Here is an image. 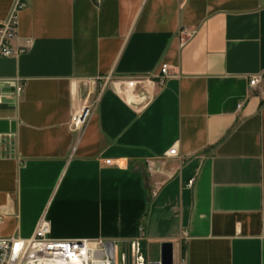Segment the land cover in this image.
<instances>
[{
	"label": "crops",
	"instance_id": "0c3cea01",
	"mask_svg": "<svg viewBox=\"0 0 264 264\" xmlns=\"http://www.w3.org/2000/svg\"><path fill=\"white\" fill-rule=\"evenodd\" d=\"M22 1L11 44L29 46L0 55V236L45 219L125 253L141 225L173 264H264V0Z\"/></svg>",
	"mask_w": 264,
	"mask_h": 264
},
{
	"label": "built area",
	"instance_id": "2783aa9c",
	"mask_svg": "<svg viewBox=\"0 0 264 264\" xmlns=\"http://www.w3.org/2000/svg\"><path fill=\"white\" fill-rule=\"evenodd\" d=\"M13 7L8 17L0 23V55L13 56L24 52L29 46V39L21 45L13 47L11 41L16 38L17 11L24 2L13 0ZM183 36L190 33L181 30ZM171 75L167 64H161L157 81L163 83ZM262 74L256 73L249 77V86L254 87L262 80ZM139 79L138 81H140ZM19 90V88H18ZM96 100H86L82 107L71 113L69 127L73 131L81 130L94 110ZM241 103L238 104V107ZM175 147L168 155L175 154ZM106 164H112L110 159ZM150 169V167H149ZM192 179L188 181L191 185ZM143 227L139 226V234L131 244L132 264H147L146 257L141 254L139 240ZM118 244L108 238H54L50 236V224L42 219L29 237L0 236V264H119ZM125 256L123 255L121 259ZM179 264H184L180 258Z\"/></svg>",
	"mask_w": 264,
	"mask_h": 264
},
{
	"label": "water",
	"instance_id": "95a60500",
	"mask_svg": "<svg viewBox=\"0 0 264 264\" xmlns=\"http://www.w3.org/2000/svg\"><path fill=\"white\" fill-rule=\"evenodd\" d=\"M135 90L139 100L134 105L137 107L144 105L149 100V93L138 86H136ZM145 257L147 264H173L172 243L168 241L149 243Z\"/></svg>",
	"mask_w": 264,
	"mask_h": 264
},
{
	"label": "rangeland",
	"instance_id": "374dc122",
	"mask_svg": "<svg viewBox=\"0 0 264 264\" xmlns=\"http://www.w3.org/2000/svg\"><path fill=\"white\" fill-rule=\"evenodd\" d=\"M141 251V250H140ZM141 254L143 255V257L145 258V252L141 251ZM119 255V264H132V258H131V253L130 250L127 252H122L121 250L118 252ZM125 256L123 259L122 256Z\"/></svg>",
	"mask_w": 264,
	"mask_h": 264
}]
</instances>
